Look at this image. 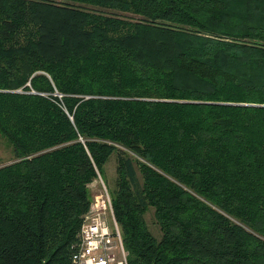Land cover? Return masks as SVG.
<instances>
[{
  "label": "trees",
  "instance_id": "16d2710c",
  "mask_svg": "<svg viewBox=\"0 0 264 264\" xmlns=\"http://www.w3.org/2000/svg\"><path fill=\"white\" fill-rule=\"evenodd\" d=\"M0 133V264H73L113 153L129 264H264V0H0Z\"/></svg>",
  "mask_w": 264,
  "mask_h": 264
},
{
  "label": "built area",
  "instance_id": "2783aa9c",
  "mask_svg": "<svg viewBox=\"0 0 264 264\" xmlns=\"http://www.w3.org/2000/svg\"><path fill=\"white\" fill-rule=\"evenodd\" d=\"M53 95L60 98L57 93ZM127 257L109 199L96 196L82 216L77 241L71 245V261L73 264H129Z\"/></svg>",
  "mask_w": 264,
  "mask_h": 264
},
{
  "label": "rangeland",
  "instance_id": "374dc122",
  "mask_svg": "<svg viewBox=\"0 0 264 264\" xmlns=\"http://www.w3.org/2000/svg\"><path fill=\"white\" fill-rule=\"evenodd\" d=\"M54 93L59 94L60 98L58 96L57 97L61 99L62 95L59 92L55 91ZM56 103L59 106L63 107L61 102L56 101ZM11 162H14L11 148L7 144L6 139L0 133V166L4 164H10ZM115 178H116V153H113L109 158V160L104 164L101 173L97 171V178H95L87 185L90 192V203L94 201V198L96 196L102 195L104 198L109 199L110 205L112 207L111 194L112 191L115 189ZM145 221L149 229L153 232V234L156 237H159L160 231L157 224L154 221L152 208H149L148 211L145 213ZM81 223H82V217H81ZM108 224L110 228H112V223L109 218H108ZM72 244H74V242Z\"/></svg>",
  "mask_w": 264,
  "mask_h": 264
}]
</instances>
